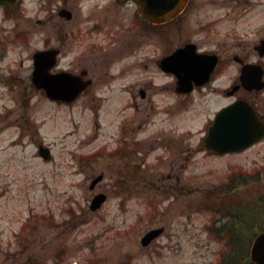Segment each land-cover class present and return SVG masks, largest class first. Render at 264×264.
<instances>
[{
	"label": "rangeland",
	"instance_id": "rangeland-1",
	"mask_svg": "<svg viewBox=\"0 0 264 264\" xmlns=\"http://www.w3.org/2000/svg\"><path fill=\"white\" fill-rule=\"evenodd\" d=\"M63 1L72 21L57 16ZM90 2L24 0L17 19L0 16V264H223L224 243L208 231L217 215L201 204L230 182L246 200L264 192V141L217 156L202 139L207 120L230 101L224 90L238 73L231 55L251 56L264 34L255 31L264 0L254 7L260 16L234 21L249 47L225 50L222 75L184 99L156 66L179 44L176 28L153 34L135 57L124 45L108 46L107 28L86 33ZM223 31L207 48L216 49ZM45 48L60 50L59 69H86L94 81L74 102L49 101L32 86V54ZM144 81L149 92L141 99L135 91ZM124 138L130 157L118 159ZM39 145L50 149V160L38 156ZM125 163L128 178L117 172ZM99 174L103 180L89 190ZM99 192L107 200L91 211ZM159 227L164 232L142 247L141 237Z\"/></svg>",
	"mask_w": 264,
	"mask_h": 264
},
{
	"label": "flooded vegetation",
	"instance_id": "flooded-vegetation-1",
	"mask_svg": "<svg viewBox=\"0 0 264 264\" xmlns=\"http://www.w3.org/2000/svg\"><path fill=\"white\" fill-rule=\"evenodd\" d=\"M89 8L86 15L85 23L89 25L86 28L87 34L101 33L107 28L108 34V46L124 45L125 47L133 51L136 57L141 48L149 46L153 34L164 37L169 33V30L176 28V31L180 34L179 44L170 52L164 54V56L170 54L177 48H183L186 45H192L194 50L198 53L207 55H216V65L213 72L210 75V81L201 87H193L190 93H184L180 90V86L177 84L176 77L172 74L164 73L159 69V72L171 79L172 85H169L171 93L177 97L186 98L196 92L202 91L208 87L215 79L222 75L225 71L228 57H225V50H228L236 45V47L244 50L249 47V43L245 46L242 45V38L239 35V31L234 25V21H241L242 19L258 17L263 13V10L255 9L254 7L262 6L259 4V0H184V6L181 12L173 20L161 24L153 25L150 20L139 15V6L134 0H90ZM261 3L263 0H260ZM24 0H18L14 4H2L0 3V13L4 21L8 20V15L14 16L13 19H17L19 10L23 5ZM64 2V1H63ZM66 2V1H65ZM61 6V9H66L71 12V16L68 21L74 19V11L69 9L67 5ZM251 2H256L252 4ZM129 7L131 12H120V8ZM57 11L59 19L62 17ZM264 22L261 21L256 25V32H263ZM223 28V39L219 44L215 45L216 49L207 48L211 45L210 40L214 37L216 30ZM118 34V37H117ZM259 33H257L258 35ZM256 35V36H257ZM236 36L239 37L236 39ZM264 39V34L258 36L255 42L251 45V50L254 59L251 58L249 53L240 52L239 54H232L231 60L238 66V73L234 77L229 88L224 90L225 96L230 100L226 105L233 103L238 99H243L248 102L254 109L258 119L264 122V111L261 107L263 99L261 93L264 91L246 90L240 83V71L244 64H257L264 68V57H260L255 50V46ZM221 49V50H220ZM223 49V50H222ZM158 60H156V66ZM158 68V66H157ZM85 72L84 78L87 79V70L82 69L79 73ZM89 86L92 87L94 81L92 79ZM264 81V78H263ZM148 82L144 81L139 86V89L135 93L139 95L141 99H145L149 92L147 86ZM133 86H136L134 84ZM136 94L133 95V108H137ZM210 120H207V125ZM122 139L119 148H117L116 155L118 159H127L130 157L126 142ZM129 154V155H128ZM129 164L121 165L118 167L117 172L120 176H131V167H127ZM127 180V179H126ZM124 181L119 179L116 188L122 186ZM95 189V188H94Z\"/></svg>",
	"mask_w": 264,
	"mask_h": 264
},
{
	"label": "water",
	"instance_id": "water-1",
	"mask_svg": "<svg viewBox=\"0 0 264 264\" xmlns=\"http://www.w3.org/2000/svg\"><path fill=\"white\" fill-rule=\"evenodd\" d=\"M15 0H0V2H13ZM141 6L140 14L150 19L154 24L165 23L173 19L180 11L182 0H135ZM67 18V12H63ZM192 46L176 50L164 57L160 68L167 73L174 74L178 79L180 89L185 92L192 90V82L202 85L208 81L216 57L197 54ZM258 54L264 56V40L256 47ZM57 50L50 49L37 51L33 54L32 84L36 89L44 91L45 96L54 101L72 102L86 89L89 81L68 72L51 73L56 64ZM263 70L258 65H244L241 69L240 82L248 90H260L264 84L261 82ZM264 138V123L260 122L253 109L243 100L221 109L212 124L208 127L203 140L204 147L214 154L220 155L241 151L254 142ZM38 154L44 160H50V151L43 146L39 147ZM102 180V175L95 177L89 189ZM104 194L94 196L90 203L92 211L100 208L105 201ZM163 232L162 228L149 230L141 238L142 246H147L153 239ZM250 259L255 264H264V231L256 235L250 251Z\"/></svg>",
	"mask_w": 264,
	"mask_h": 264
},
{
	"label": "trees",
	"instance_id": "trees-1",
	"mask_svg": "<svg viewBox=\"0 0 264 264\" xmlns=\"http://www.w3.org/2000/svg\"><path fill=\"white\" fill-rule=\"evenodd\" d=\"M236 188L235 183L230 182L217 191L208 192V202L201 207L217 215L208 231L224 243L223 264H253L248 250L253 237L264 229V192L257 190L255 197L246 200L234 194ZM248 230L252 231L245 234Z\"/></svg>",
	"mask_w": 264,
	"mask_h": 264
}]
</instances>
